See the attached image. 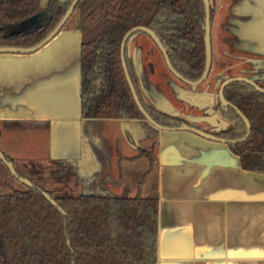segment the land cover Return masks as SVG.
<instances>
[{"label": "trees", "instance_id": "obj_1", "mask_svg": "<svg viewBox=\"0 0 264 264\" xmlns=\"http://www.w3.org/2000/svg\"><path fill=\"white\" fill-rule=\"evenodd\" d=\"M71 1L47 0L42 6L41 0H0V46L35 45L53 29ZM74 12L81 33V118L139 120L154 128L136 106L122 68L120 44L133 27L154 31L168 48L172 66L185 78L195 80L203 72L202 0H79ZM38 13H43L44 19L34 28L16 33L7 30ZM129 39L124 59L143 108L158 124L175 127L181 118L149 106L140 97L127 51ZM223 94L250 124L249 135L228 143L229 149L238 156L240 168L264 173V94L243 81L228 84ZM224 116L233 126L218 136L241 138L246 126L237 112L230 110ZM156 147L154 141L138 148L137 155L130 158L148 159L144 175L156 162ZM5 157L14 165L13 159ZM15 170L33 187L15 179L0 160V264H157L156 195L145 196L139 191L127 197L109 192L73 195L61 187L69 179L53 177V168L29 162ZM49 184L60 187L49 189Z\"/></svg>", "mask_w": 264, "mask_h": 264}, {"label": "crops", "instance_id": "obj_2", "mask_svg": "<svg viewBox=\"0 0 264 264\" xmlns=\"http://www.w3.org/2000/svg\"><path fill=\"white\" fill-rule=\"evenodd\" d=\"M43 19L44 14L38 13L7 30H29ZM77 24L75 13L71 22L68 19L35 52L0 53V150L21 165H49L65 151L66 163L74 169L79 159L88 166H99L96 157L102 152L98 148H75L69 143L75 127L116 123L122 129L130 123L153 133L139 120L81 118V33ZM141 40L145 43L147 39ZM58 42L60 46L55 45ZM258 48L264 51V36ZM64 133L68 141L62 149ZM154 135L157 158L147 174L146 157L130 159L138 152L120 151L113 156L117 169L113 182L125 183L121 166L138 177L132 182L141 183L136 184V192L145 190V196H157V264H264V174L240 168L238 157L222 142L180 130L158 129ZM141 159H145V168L144 163H136ZM96 167L92 171H99ZM98 177L101 182L107 175Z\"/></svg>", "mask_w": 264, "mask_h": 264}, {"label": "rangeland", "instance_id": "obj_3", "mask_svg": "<svg viewBox=\"0 0 264 264\" xmlns=\"http://www.w3.org/2000/svg\"><path fill=\"white\" fill-rule=\"evenodd\" d=\"M42 3H45L46 0H41ZM220 2V1H219ZM226 4L229 0H221V3ZM241 2V1H240ZM224 5V4H223ZM74 12L72 16L69 18V22L73 20L75 17ZM224 16V12L220 9L216 12L215 23L212 28L211 34V46H212V58L214 69L212 75L210 77V81L215 79L216 74L220 71H224L227 74H239L243 67H245L244 62L241 61V57H246L249 55L245 53L243 50L236 49L229 40H227L232 35L228 30L220 28V22L222 21ZM237 29H235L236 36L239 38V42H242L244 46L249 43L254 45V48H258V44L262 41L264 36V18L257 20V22H251L245 20L242 23H237ZM145 37V34L141 31L135 32L128 41L129 52L135 57L138 55L139 49L135 46L134 41L136 39H142ZM67 43V42H66ZM60 46V43H55V45ZM70 45L67 44L66 46ZM263 52V51H262ZM233 53L234 55H228ZM254 55V54H253ZM257 56V55H255ZM236 57V58H232ZM159 68L165 70L164 63L160 58H157ZM228 63V64H227ZM258 64H260L258 62ZM229 68V70H226ZM139 75H144L143 68H139ZM167 74V72H166ZM168 76L172 80L175 79L169 72ZM142 75V76H143ZM264 82V80L262 81ZM152 90L159 94L160 92L164 93V95H169V91L165 85L151 84ZM184 88V85L181 86L180 89ZM170 100V99H169ZM171 106H176L177 103L171 100ZM208 112L214 117L217 115V118L210 121L208 117H204L202 121L203 123L210 122L215 124V130L225 129L229 124L226 120H224L220 114H216L215 112L208 110ZM118 124L112 123V126L96 128L97 126L91 125L89 128L83 127L82 129L74 128L73 135L68 136L69 143L73 146H86L88 148H98L102 154L97 158L100 161L97 164L99 166L87 165L85 161L81 162L79 159L78 165L76 169L71 167L66 163L65 151L62 157L59 160H52L49 165H45L39 163L41 165L47 166L49 169L53 168V177H65L68 178V182L66 185H62L66 191H70L69 194L77 195V194H102L105 192L112 193L118 196H133L136 193V184L134 182L138 177L134 172H127L123 167L120 166V172H122V180L125 183H114L113 181L117 177V169L116 162L113 159L114 155L121 154L120 151L125 154H133L138 152V148H142L147 143H152L155 140V135L152 132L145 131L142 128L137 129L133 124L125 123L123 124V128L119 129ZM146 125V124H145ZM147 126V125H146ZM205 126V124H204ZM149 127V126H147ZM155 128V127H154ZM149 129H153L149 127ZM106 131V133H105ZM66 133L63 135V146L62 149L66 147ZM105 138V139H103ZM67 140V141H68ZM133 141V144L130 143ZM55 145L57 142H54ZM60 142H58L59 145ZM145 148V147H144ZM136 163H144V168L146 167L145 159L136 160ZM77 163V162H76ZM15 168H19L22 165L14 162ZM96 167L99 171H92ZM100 172V173H98ZM99 175L101 177H107L103 179L101 182L99 180ZM151 184V183H150ZM54 187H60L59 184H49L47 188L52 189ZM146 191H140V194L146 195Z\"/></svg>", "mask_w": 264, "mask_h": 264}, {"label": "flooded vegetation", "instance_id": "obj_4", "mask_svg": "<svg viewBox=\"0 0 264 264\" xmlns=\"http://www.w3.org/2000/svg\"><path fill=\"white\" fill-rule=\"evenodd\" d=\"M209 9H210V40H211L212 28H213V25L215 23L216 12L221 9L224 12V16H223L222 21L219 23L220 28L228 30L229 33L232 35L227 40H229V42L233 46H235L236 49L243 50L245 53L249 54L246 57H244V56L241 57V59H242L241 61L244 62L245 67L242 68V70L239 74H227L224 71H222V72L219 71L216 74L215 79L213 81H210V77H211L213 69H214L213 58H212L211 67H210V70H209L207 77L200 84H197L194 86L189 85V84L183 82L182 80H180L179 78H177L169 70L163 53L161 52V50L159 49L157 44L144 32L143 33L145 34V37H143V39L144 38L147 39L145 43L140 39H136L134 41L135 46L138 47V49H139L138 55L134 57L131 54V52H129L128 45H127V51H128L129 57L131 58V62H132V66H133L134 80H135V83L137 86V90L139 92L140 97L143 99V101L145 103H147L149 106H151V107H153V108H155V109H157V110H159L165 114H168L169 116L181 118L183 121L179 122L178 124H180V123L190 124V125L195 126V127L199 128V129H201L207 133H210V134H212L218 138L227 140L228 142H222V141H218V142H222V143L226 144L228 147V143H234L237 141H242L249 134L245 138H243L246 135L247 126H246L244 120L241 118V116L237 113L246 126L245 134L241 138H238V139H226V138L218 136V134H221L224 131H229L233 126L232 120L225 117L224 114L228 113L230 110H234L235 112H237L234 108L230 107L229 105H224L221 103V101L218 97V92H219V89H220L222 82L225 79H227L229 77H235V76L246 77V78L252 80L257 85H259L260 87L264 88V82H262L264 80V51H263V49L260 50V48H254V45H251L249 43L247 44V46L246 45L244 46V44L242 42H239L240 40L236 36V33H235V29H237V27H236L237 23H242L245 20L255 23V22H257V20L264 18V0H229V3H227L226 5H223L221 3V0H209ZM204 16H205V10H204ZM159 40H160V38H159ZM203 40H204V37H203ZM161 43H162V41H161ZM125 44H126V42H125ZM162 45L164 46V48L166 50V54L169 58L168 48L163 43H162ZM120 48H121V44H120ZM124 48H125V46H124ZM250 48H252V49H250ZM249 49H250V51H249ZM211 50H212V46H211ZM228 55L233 56L234 54L231 53ZM255 55H257V56H255ZM120 58H121V54H120ZM157 58H160L163 61L166 71L159 68ZM232 58H236V57H232ZM169 61H170V58H169ZM258 62L260 64H258ZM139 68H143V70H144V75L142 74L143 76L139 75V72H138ZM226 70H229V68H226ZM166 72H167V74H166ZM168 72L175 79L172 80L171 78H169L168 76H170V75L168 74ZM181 76H183V75H181ZM188 80H190V79H188ZM195 80H197V79H195ZM191 81H194V80H191ZM151 84H157V86L165 85L169 91V95L167 94V96H166L162 92H160L159 94L155 93L151 88ZM228 84H230V83H228ZM183 85H184V88L180 89L181 86H183ZM227 85H225L224 88ZM224 88H223V91H224ZM253 90H254V88H253ZM223 91H222V94H223ZM184 94H193V95L196 94L198 96L206 95V96H208V100H207L208 104L205 106H200V104L194 105L184 98V96H183ZM210 96H212V99L209 98ZM137 97H138V95H137ZM223 97H224V94H223ZM224 99H225V97H224ZM171 100L175 101L177 103V105L174 107L171 106V104H170ZM225 100L227 102H229L227 99H225ZM199 103H201V102L199 101ZM229 103L232 104L231 102H229ZM232 105L235 106L234 104H232ZM210 109H211V111L215 112L216 114H220V116L229 123L225 129L215 130V127H216L215 124H212L210 122L209 123L208 122L203 123L204 121H202V120L204 117H208L210 121L217 118V115H215L214 117H211L212 115L208 112V110H210ZM82 119H84V118H82ZM84 120H117V119H84ZM128 121H132V120H128ZM204 124H205V126H204ZM249 126H250V124H249ZM157 130H158L157 128H155V129L153 128L151 131H153V133H154ZM249 132H250V130H249ZM231 141H234V142H231ZM152 143H149V144H152ZM149 144H146V145H149ZM228 149H229V147H228ZM252 172H254V171H252Z\"/></svg>", "mask_w": 264, "mask_h": 264}, {"label": "water", "instance_id": "obj_5", "mask_svg": "<svg viewBox=\"0 0 264 264\" xmlns=\"http://www.w3.org/2000/svg\"><path fill=\"white\" fill-rule=\"evenodd\" d=\"M79 0H72L70 5L68 6L67 10L64 12V14L62 15V17L60 18V20L57 22V24L53 27V29L43 38L41 39L38 43H36L33 46L30 47H18V46H0V53H19V54H28V53H32L35 52L36 50H38L39 48H41L43 45H45L47 42H49L61 29L62 27L66 24V22L68 21V19L70 18V16L72 15L77 3ZM203 4H204V10H205V16H204V46H205V65H204V69L203 72L201 74V76L194 81L188 80L186 78H184L183 76H181L171 65L169 58L166 54V50L164 48V46L162 45L161 41L159 40L158 36L154 33V31H152L151 29L144 27V26H136L131 28L122 38L121 41V48H120V54H121V63H122V68L124 71V75L126 78V81L129 85V88L131 90L133 99L138 107V109L140 110V112L143 114V116L145 117L146 121H148L152 126H154L157 129H165V130H177V131H189L192 132L196 135H199L203 138L209 139V140H214V141H222V142H228L225 139H221L218 138L210 133H207L195 126H192L190 124H186V123H180L178 125H176L175 127H169V126H163L158 124L156 121H154L149 115L148 113L144 110V108L142 107L136 91L133 87L132 81L130 79L127 67H126V63H125V59H124V46H125V42L126 40L135 32L141 31L146 33L159 47V49L161 50V52L164 55L166 64L169 68V70L180 80H182L183 82L189 84V85H197L200 84L208 75L210 67H211V61H212V50H211V40H210V9H209V0H202ZM33 17V16H32ZM31 18V17H30ZM29 18V19H30ZM40 24V23H39ZM37 26V25H36ZM34 28V27H33ZM235 81H243L246 83H249L250 85L253 86L254 90L260 93L264 94V88L260 87L259 85H257L256 83H254L252 80L246 78V77H242V76H235V77H229L227 79H225L219 89L218 92V97L221 101L222 104L224 105H229L230 107L234 108L237 113L241 116V118L244 120L246 126H247V132L246 135L243 137L245 138L248 134H249V130H250V126H249V122L246 119V117L232 104H230L229 102H227L222 94L223 88L225 85H227L228 83L231 82H235ZM79 91H80V83H79ZM184 98L189 101L190 103L194 104V105H199L200 106H205L208 104L207 100H208V96L206 95H193V94H184L183 95ZM210 99H212V96L209 97ZM199 101L201 103H199ZM79 108H80V99H79ZM234 142V141H231ZM0 160L6 165V167L8 168L10 174L17 179L19 182H21L22 184L26 185L27 187H33V184L31 183V181L28 178L22 177L20 175L17 174L14 165L12 163V161H9L6 159L5 155L3 154V152L0 150ZM43 196L45 197V199L47 201H49V203H51L52 205H54L57 210L60 213H63V210L57 205V203L54 201V199H52L46 192H43Z\"/></svg>", "mask_w": 264, "mask_h": 264}]
</instances>
